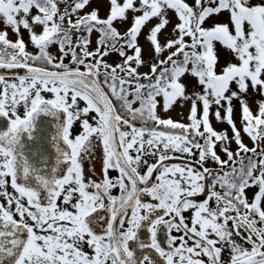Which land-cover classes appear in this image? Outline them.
I'll list each match as a JSON object with an SVG mask.
<instances>
[{"label": "snow or ice", "instance_id": "6c2138e0", "mask_svg": "<svg viewBox=\"0 0 264 264\" xmlns=\"http://www.w3.org/2000/svg\"><path fill=\"white\" fill-rule=\"evenodd\" d=\"M89 4L0 0V68L24 69L11 79L0 74V117L9 122L0 132V264H225V248L227 264H264V0H108L104 17L97 8L82 11ZM222 12L226 22L214 18ZM21 27L35 53L26 50ZM145 28L147 59L138 39ZM217 42L234 59L221 63ZM112 53L119 62L106 59ZM186 77L195 80L191 92ZM252 94L262 97L255 111ZM177 101L189 105L187 123L158 114V106L167 112ZM213 105L231 136L211 126ZM39 113L63 115L56 137L61 170L50 179L37 175L34 188L19 182L14 150ZM78 118L82 130L72 138ZM93 136L102 146L101 178L85 182L82 160L95 159ZM174 154L183 162L170 163ZM208 160L218 167H206ZM22 163L27 177L30 167ZM7 178L15 194L6 190ZM200 193L205 198L195 200ZM161 226L166 247L157 239ZM141 228L148 239L138 237Z\"/></svg>", "mask_w": 264, "mask_h": 264}, {"label": "flooded vegetation", "instance_id": "af4514ba", "mask_svg": "<svg viewBox=\"0 0 264 264\" xmlns=\"http://www.w3.org/2000/svg\"><path fill=\"white\" fill-rule=\"evenodd\" d=\"M12 77L6 79H11ZM46 98L50 97V93L43 92L42 93ZM81 106H83V102L81 101ZM18 112L20 114L23 113V107L22 105H18ZM92 114H89V117ZM90 119V118H89ZM63 120V115L58 113L57 115H51V114H45V113H39L34 121V126L31 131V133H26L22 132L19 134L20 139L18 144L15 147L14 152L16 154H20L21 158H30V159H24L26 161L30 162H38V163H45L48 166L45 167L46 170L39 172V173H31L28 175L27 180L24 179V174L20 173L19 170L17 171L18 174V180L20 183L24 184L25 186L29 187H36L37 186V181H36V176H43L46 179H50L53 175V169H56L57 171H60L61 168L57 164L58 160V152H57V145L58 141L56 139L57 133L59 129L57 128V124L62 123ZM91 122V121H90ZM9 126V122L7 118L0 117V132L6 131ZM139 126V125H137ZM38 130V131H37ZM82 130L81 124H80V119L78 118L76 121L73 122V126L70 129V134L72 135V138L75 137L76 134H78ZM28 137H32L31 143L29 146H23V142H26ZM92 145L94 146L93 151L95 155V159L89 161L87 157L83 158L82 160V174L84 177L85 182H87L89 179L93 181H98L101 178V172H102V161H101V156H102V146H100L99 141L95 136L90 138ZM63 146V145H61ZM83 155V154H82ZM148 158V157H147ZM151 158V157H150ZM170 163H182V159L180 158L179 154H174V158L169 161ZM207 167V166H206ZM212 168V167H210ZM145 169L142 167L140 171H144ZM109 176L110 177H116L118 175V172L115 169H109ZM9 180V183L6 185V190L11 193L15 194L14 190L11 188L10 185V178H7ZM112 194L113 195H119V188L112 189ZM195 200L199 201L205 198L204 193L197 194L195 197H193ZM144 200H150V197L144 196ZM0 203H6L4 198L0 196ZM99 215H104L107 217V213L105 209H99L98 210ZM186 217L190 215L189 211H185L183 213ZM18 218V217H17ZM95 230L97 232H100L101 229L99 227H96ZM174 235L179 236L180 233H177L173 231ZM242 235H246V233L241 230ZM149 233L147 232L146 229L141 228L138 231V237L141 240H146L149 237ZM236 237V236H235ZM166 231L161 226L160 230L158 231L157 234V239L158 242L162 247H166ZM236 240L240 242L241 238L236 237ZM191 243V242H189ZM134 242L130 241L129 245L133 246ZM85 251H89L87 246L85 245ZM205 261L207 260L206 257H201ZM222 260L227 264V261L229 260V254L227 252V248H225L222 251L221 255ZM4 264H7V260L4 261Z\"/></svg>", "mask_w": 264, "mask_h": 264}, {"label": "rangeland", "instance_id": "374dc122", "mask_svg": "<svg viewBox=\"0 0 264 264\" xmlns=\"http://www.w3.org/2000/svg\"><path fill=\"white\" fill-rule=\"evenodd\" d=\"M188 2L192 3V0H188ZM60 7L63 8V4H61ZM92 8H97L99 11V15L101 17H104L108 11V0H90L89 6H87L82 11H84V12L90 11ZM129 15H131V14L129 13ZM227 15L228 14L226 12H222L221 14H217L214 18L218 21L226 22ZM169 17L172 18L173 20H175L174 12H172L171 10L169 11ZM74 18L75 17H73V19ZM153 22H155V20ZM114 26L117 27V29L120 31H123L126 28V25L119 22V21L114 22ZM169 27H171V25H169ZM4 28H5V26L2 24V22H0V30H3ZM20 31H21L20 38H22L25 41L26 50L29 52L35 53L37 51V49H35V47L30 43V37H29L27 30H24L21 27ZM7 33H8V39L14 41L17 38L15 33H13L11 31V29H7ZM146 34H147V28L142 30V32L138 38L140 45L144 49L145 59H147V52H148V47H149V43H150L146 39ZM97 37H98L97 33H95V32L92 33V35L90 37L91 44L89 45L90 50L95 48V41H96ZM161 39H163V37H161ZM216 48H217V51L221 54V63H223L225 59H234L233 57L228 55V53L223 49V46L220 45L219 42H217ZM48 50L53 55H55L57 57L60 56V52H59L58 47L56 45H50ZM106 59L109 62H119V57H118V54H116V53L110 54L108 57H106ZM64 62L68 63V58H65ZM146 70H147L146 67H141L139 69V71H141V72L146 71ZM184 82L188 86L189 92L194 90L193 85L195 84V80L193 78L186 77ZM233 87H235V86L233 85ZM260 98H262V97H260L258 94H252L248 97L249 104L253 108V111H255V109H256L255 101L260 99ZM233 104H234L233 118L236 122V126L239 128L240 127L239 108H238L237 102L235 100H234ZM188 109H189L188 104L181 105L179 103V101H177L167 112H165L160 106H158V114L162 118H171L174 121H180V122L187 123L188 122L187 121ZM214 112H215V106L213 105L210 108V112H209V121H210L211 126L217 131L226 130L228 132L229 136H231L232 133H231L230 126L227 125V123L224 121H217L215 118ZM241 135H242L243 142L246 145H248L250 148L253 147V144H252V141L250 140V138H248L247 135L244 134L243 132L241 133ZM230 148H231V150L235 151L236 145H235L234 141L231 143ZM216 150H217L218 155H220L222 159L227 158L226 155L220 150L219 146H217ZM147 159L149 160L150 163L153 162L152 158L148 157ZM205 165L207 167H212V168L218 167L217 165H215V162H213L211 160L206 161ZM248 196H249V199L252 198V196H253V190L252 189L248 190ZM233 238L236 239L235 236ZM227 252L229 254L228 249H227Z\"/></svg>", "mask_w": 264, "mask_h": 264}, {"label": "water", "instance_id": "95a60500", "mask_svg": "<svg viewBox=\"0 0 264 264\" xmlns=\"http://www.w3.org/2000/svg\"><path fill=\"white\" fill-rule=\"evenodd\" d=\"M24 72V69H20V68H16V69H4V68H0V74H5V77H11L9 74L10 73H20L22 74ZM38 131V130H37ZM31 139H33L32 137H28L26 142H23V146H29L31 143ZM16 154V153H15ZM17 155V171L19 170L20 173H23V161H26L24 159H30V158H21L20 154H16ZM27 165L30 167L31 173L35 172V173H39L42 172L44 170H46L45 167H47L48 165L45 163H38V162H30V161H26ZM28 177V176H27ZM27 177L24 176V179L27 180Z\"/></svg>", "mask_w": 264, "mask_h": 264}, {"label": "trees", "instance_id": "16d2710c", "mask_svg": "<svg viewBox=\"0 0 264 264\" xmlns=\"http://www.w3.org/2000/svg\"><path fill=\"white\" fill-rule=\"evenodd\" d=\"M137 125H139V122H137Z\"/></svg>", "mask_w": 264, "mask_h": 264}]
</instances>
